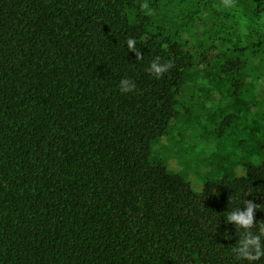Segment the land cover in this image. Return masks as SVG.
I'll return each instance as SVG.
<instances>
[{
    "label": "trees",
    "instance_id": "trees-1",
    "mask_svg": "<svg viewBox=\"0 0 264 264\" xmlns=\"http://www.w3.org/2000/svg\"><path fill=\"white\" fill-rule=\"evenodd\" d=\"M225 1L264 20V0ZM253 27L212 46L231 99L264 89ZM156 57L171 64L160 78L146 71ZM191 63L143 0H0V264H248L224 217L244 198L264 224V159L195 192L152 158L186 109Z\"/></svg>",
    "mask_w": 264,
    "mask_h": 264
},
{
    "label": "rangeland",
    "instance_id": "rangeland-1",
    "mask_svg": "<svg viewBox=\"0 0 264 264\" xmlns=\"http://www.w3.org/2000/svg\"><path fill=\"white\" fill-rule=\"evenodd\" d=\"M143 9L155 27L192 57L185 72L191 90L186 109L167 134L152 143V158L195 192L209 178L242 175L240 161L262 163L264 89L239 99L224 94L217 68L223 54L212 46L220 30L247 35L250 27L260 28L263 18L254 23L240 5L225 0H143Z\"/></svg>",
    "mask_w": 264,
    "mask_h": 264
},
{
    "label": "clouds",
    "instance_id": "clouds-1",
    "mask_svg": "<svg viewBox=\"0 0 264 264\" xmlns=\"http://www.w3.org/2000/svg\"><path fill=\"white\" fill-rule=\"evenodd\" d=\"M127 49L136 55V59L141 58L140 52L136 48V41L129 38L126 41ZM171 67L170 63H160V58H154L146 71L160 78ZM119 92L128 94L135 91L136 84L130 77H122L118 84ZM259 208L251 200L243 198L240 206L232 208L227 212L225 221L231 223L235 230H241V235L236 239L232 252L237 261H247L254 264L261 256H264V224L254 222V210ZM255 228L256 231L252 229Z\"/></svg>",
    "mask_w": 264,
    "mask_h": 264
}]
</instances>
